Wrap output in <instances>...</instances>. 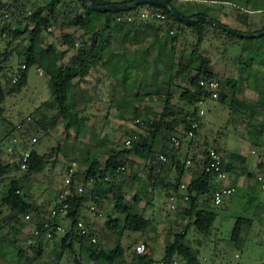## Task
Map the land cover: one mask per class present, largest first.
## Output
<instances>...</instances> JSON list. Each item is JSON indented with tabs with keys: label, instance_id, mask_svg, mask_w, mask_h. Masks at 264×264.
<instances>
[{
	"label": "rangeland",
	"instance_id": "1",
	"mask_svg": "<svg viewBox=\"0 0 264 264\" xmlns=\"http://www.w3.org/2000/svg\"><path fill=\"white\" fill-rule=\"evenodd\" d=\"M18 1L20 7L17 9L19 15L16 18L23 20V24L26 22L24 18L28 14L27 11H33L38 5H43L46 13L51 12L56 16L57 21L52 19L51 25L45 32V47L41 52L42 60L47 57V46L52 45L60 64H74L73 55L77 53L78 48L85 42L91 44L96 40L92 30L85 31L76 22L79 15L83 14L78 0H55L52 3H49L51 0ZM109 1L115 3L121 0ZM178 1L185 4L188 2V0ZM247 2L249 8H252V5L264 6V0H247ZM22 5L25 7H21ZM232 7L231 4L227 3L224 7L228 12L225 13L224 19L228 22H232L231 18L235 16L234 13L228 11ZM213 9L217 11L216 13H219L216 7H213ZM1 10L3 8H0V13ZM210 13L214 14L213 12ZM252 17L259 26H262L264 24V9L253 12ZM16 18L7 14L0 19V51L8 50L11 52L5 63L6 79L9 80H14L17 77L16 73H11L12 69L20 70L24 66V61L20 59L18 52L22 46L28 44L30 34L28 30L11 41L12 32H10V29H14L16 26L18 20ZM121 18L127 21L133 20L137 26L141 24L146 27L149 20H155L156 26L162 24L166 27L164 18L159 17L157 13L152 12L148 7H142L136 12H127L121 15ZM4 26H7L8 31L2 33ZM232 26L235 25L232 24ZM256 27L257 25L251 24L249 29L254 30ZM164 32L162 29L160 30V34ZM67 33L72 34L75 38L73 47L69 45V41L66 39ZM125 33L126 29L116 33L111 46L106 49L105 56H101L105 59L111 57L114 62L119 63V68H116L115 73L99 65L91 68L84 79H75V82L79 81V83H75L70 101L76 107L79 119L81 118L78 120L80 130L79 126L75 125L69 133L66 132L64 124L66 120L60 115L57 121L54 122H51L49 117L43 119V114H47L48 111L51 114L56 113L57 106L53 102L52 89L48 80L49 74L40 64L30 67L28 82L23 90L17 94H9L4 101L3 110L0 114V145L4 148L1 155L2 160L5 163H10V168L4 175L0 174V208L2 209L0 219L7 216L2 227L5 239L0 241V249L3 251L0 254V264H75L76 262L77 256L69 252H64L62 259L56 261L57 254L52 249L53 240H42L40 244L43 248L42 252H39V245L37 250L28 247V244L33 241L29 240V236L32 234V222L24 215L16 216L13 219L9 217L10 209L3 205L1 201L2 191L9 187L13 178L20 176L26 169L22 166L26 154L23 148L25 145L30 144V149L36 148L42 152L47 151L46 153L49 154L45 170L30 179L29 187L26 186L24 190L28 192L31 201H36L45 209L50 205V201L51 203L56 201L55 195L58 190L63 194L65 189L68 188L65 183L66 170L73 157L76 159L73 150L84 146L86 152L90 150L92 154L98 153L100 160L104 162L108 158V153L117 148L125 147L127 138L138 136L140 133L148 134V128L143 124L142 119L148 116L151 118L156 117L164 104L163 100L154 96L157 93L170 92L176 103L184 107L188 106L185 100L179 99L185 87L189 86L186 80L182 78V73L171 84L168 83V74L174 70V63L178 64L180 62L183 69L188 64L196 41L195 33L185 26L178 30L176 25L171 32V35H176L175 49H172V40H166V35L163 34L164 40L157 42L154 40L156 30L149 28L146 32L140 31V37L145 38L140 46L149 45L150 48L147 55L150 61L147 63L140 55V51L136 50L138 46L127 39ZM258 39L261 43V50L264 51V37L259 36ZM246 41L248 40L242 37L227 34L223 29L217 28V31H215V29L210 28L202 45V51L210 58L212 71L222 77L225 89L229 87L227 91H231V87L227 83L237 75L234 67L242 59L240 58L241 46ZM127 48L134 50L132 57L137 58L138 62L136 67L131 70L133 75L124 80L123 67L125 65H123L124 61L121 59L123 56H127L125 50ZM248 55L255 57V53L246 54V56L244 55L245 61L252 60L248 58ZM255 58L256 61L262 62L259 61L260 58ZM112 64L113 67L117 65L116 63ZM243 76L240 73V77ZM141 94H145L144 97ZM152 96L154 99H150ZM136 107L140 108L138 114L133 111ZM224 107L226 108L225 104L218 100H207L205 104L206 111L201 117L200 130L195 141L193 144L184 141L181 146L180 155L182 159L185 158L186 150H189L187 158H190L194 151L200 155L201 150L207 144L214 145L218 148L221 156L223 155L225 158L231 156L235 151L242 152L246 156L248 166L251 170L257 172L256 176L264 174V142L260 141L264 137L263 132L260 135L258 133L254 134L246 131L245 128H243L244 131L235 132L239 128L230 126L231 117L228 119V125L223 128L224 125L220 124L226 123ZM218 110L221 113L218 114L220 112ZM51 128L53 130L50 131L51 133L48 136L47 132ZM34 136L38 138L36 141H32ZM168 142L170 143L165 135L161 133L156 139L155 147L160 151L164 144ZM61 156L64 159L62 160L63 163L61 162L62 165L57 163L53 167L52 161ZM199 157L201 158V156ZM130 158L134 162L132 165H128L127 171L123 174L116 172V174L110 175V180L112 183L117 184L116 194L122 193L127 200H131L135 194H139V200L134 202V210L143 212L149 217L152 226L144 234L139 231L126 230L123 244L128 247V256L131 257L132 253L135 252L137 244L145 242L154 256L161 259L165 254L166 245L174 240L176 233L186 228L187 237L185 242L192 246L193 251L204 258L208 264H229L231 261L233 264H264V220L259 219L253 212L246 210L247 208L245 209L247 198L244 195L238 193L232 195L230 200L227 202L224 200L219 206L209 203V208L216 209L219 215L214 222L212 233H204L196 229L192 217L179 212L180 209L189 206V203L188 200L177 198L174 195L177 192L174 184L170 182L174 181L176 171L171 162L163 166L161 170L162 177L152 185L147 174L150 163L136 156H130ZM58 162L60 161L58 160ZM16 163L22 164L19 168H16ZM241 164V162H238V166H241ZM187 165L195 167L196 164L192 160L191 163L187 162ZM85 166L87 165L81 162L73 165L75 170L83 169ZM81 178L79 183L84 182V178ZM184 179L185 182H188L189 176ZM255 179L253 180L255 181ZM253 180L247 179L246 175L240 172H237L231 178L232 183L236 182L237 186L246 185L247 187H251ZM96 185L94 180L89 181L88 185L84 187L85 191L93 190L94 193L97 192ZM257 186L255 206L260 203L264 204V192L259 189V185ZM173 196L175 200L172 199ZM109 197L112 200L115 198L114 195H109ZM109 197L101 199L98 196L100 202L89 200L88 204L84 203L82 213L86 215L88 211L86 208L91 209V205L94 204L96 208L92 209L89 214L95 217L93 210L97 212V226L95 229L108 234L106 240L101 241L111 248L117 242V235L108 230L106 221L109 219V213L117 215L120 210L113 201H110ZM174 202H176L178 209L172 208L171 204ZM89 205L90 207H87ZM99 212H102V214L99 215ZM238 214L254 218L251 225H244L243 227L244 234L249 237L247 246L243 251L229 248L231 247L229 235ZM14 220L25 223V228L22 226L16 234L9 224ZM82 220L86 222L84 217H82ZM69 224L70 221L66 220L64 227ZM59 234L61 236L64 231ZM20 248L24 250V254L19 253ZM87 252L84 248L76 247L77 255H82L86 261L85 264H90L91 260L88 259ZM224 256H228V259H224ZM179 264L186 263L180 259Z\"/></svg>",
	"mask_w": 264,
	"mask_h": 264
},
{
	"label": "trees",
	"instance_id": "2",
	"mask_svg": "<svg viewBox=\"0 0 264 264\" xmlns=\"http://www.w3.org/2000/svg\"><path fill=\"white\" fill-rule=\"evenodd\" d=\"M52 1L55 0H51L49 3H52ZM131 1L133 0H121L115 3H127ZM166 1L179 13L189 17L198 16L197 19L193 23H184L176 18L168 9L150 3L137 4L126 10L110 11L91 9L88 7L85 0H78L83 14L79 15L76 22L79 23L85 31L92 30L96 40L91 44L85 42L78 48L77 53L73 55L74 64L63 65L58 62V57L55 55V48L52 45L47 46L46 49L48 54L44 60H42L41 55L42 49L45 47V32L51 25L52 19L56 20L55 14H51V12L46 13L43 5H38L33 11H27L28 14H26L24 18L26 22L23 24V20L16 18L19 15V13H17V9L20 7L19 1L0 0V8H3L0 13V19L7 14L18 19L14 29H10V32H12L11 41L28 30L30 32L28 44L22 46L18 52L20 59L24 61V66L20 70L12 69L11 71L12 74L16 73L17 77L14 78L16 79L15 81L6 79L5 63L10 57L11 52L8 50L3 52L0 51V114L3 110V103L8 95L20 93L27 84L30 67L35 64H40L49 74L48 80L52 89L53 102L56 103L57 106L56 113L51 114V112L48 111L47 114H43V119L49 117L51 122H54L57 121L59 115L62 116L66 120L64 124L65 130L68 133L73 126L78 125V120L81 119H79L76 107L73 106L70 101L74 85L75 83H79V81L75 82V79H84L91 68L98 67L99 65H102L103 68H106L112 73L117 71V67L119 68V63L114 62V59L112 60L111 57L106 59L102 58L105 56L106 49L111 46L112 39L116 33L126 29L125 36L138 46L136 50L140 51V55L143 56L146 63L150 61L149 56H147L150 52V48L149 45L140 46L142 44L141 42L145 39L140 37V31L146 32L149 28L156 30L154 40L157 42L162 41V39L164 40L163 34L166 35V40H172V49H175L174 41L176 35H171V32L176 25L178 30L182 29L183 26L190 28L196 36V41L188 64L184 66L183 69L180 62L178 64L174 63V70L168 74V83L171 84L182 73V78L186 80L189 86L185 87L179 99L185 100L188 106L184 107L176 103L170 92L165 94L157 93V95H154L156 98L163 100L164 104L156 117L151 118L148 116L142 119L143 124L148 128V134L140 133L138 136L130 137V144L125 142L124 148H117L113 152L108 153V158L104 162L100 159H91L86 168L74 170L71 173V168L73 167L72 162L75 161V158H73L72 161L69 162L66 170V175L71 176V182L69 184L70 193H63V195H60L61 193L58 190L55 195L56 201L54 203L50 201V205L45 209L37 204L36 201H31L28 192L24 190L26 186L29 187L30 179H33L37 174L45 170L49 154L46 153L47 151L39 152L36 148L30 149V144L23 147L24 153H29L26 169H24L20 176L13 178L9 187L2 191L1 201L3 205H6L10 209L8 214L9 217L13 219L16 216L24 215L25 218L32 222L33 228L29 240L33 241L28 244V247L30 246V248L37 250L39 245V252H42L43 248L40 246L42 240H53L52 249L57 254L56 261L62 259L64 252H69L77 256L75 264H85L86 261L83 259V256L77 255L76 253V247L78 246L80 249L84 248L88 251V259L91 260L92 264H174L175 260L177 261L176 264H179L180 259L186 264H208L204 258H201L198 253L193 251L192 246L185 242L187 237L186 228L176 233L174 240L166 245L165 254L161 259H157L148 246L145 253H138L135 247V252L132 253L131 257L128 256V247L123 244V237L126 230L139 231L144 234L150 230L152 221L143 212H136L134 210V202L139 200V194H135L131 200H127L122 193L116 194L117 184L111 182L110 175H114L116 172L120 174L125 173L128 165H132L134 162V160L131 158L129 159V157L136 156L150 163L148 168L149 172L147 174L151 184L154 185V183L162 177L161 170L163 166L171 162L176 171L174 181L170 182L174 184L175 191L177 192L174 195L184 200L185 196L188 195L187 200L189 206L180 209L179 212L192 217L193 224L197 230L208 234L212 233L214 222L219 214L216 209L209 208L208 205L212 203L219 206V204L217 205L214 203V195L215 191L222 187L223 180L215 173L207 171L205 164L207 165L211 160V148H215L218 152L219 150L214 145L210 146L207 144L204 149L201 150L200 155L194 151L190 159L196 164L195 167L187 165L189 150H186V159H182L180 155L183 142L188 141L189 144H193L200 130L202 116L199 115L197 102L199 99L208 97L210 94L209 90L200 84L202 79L217 80L220 87L219 96L214 100H218L224 104L230 101L231 113L233 109L232 100L229 99L230 91H227L229 87L225 89L222 77L218 73L212 71L210 58L202 51V45L206 40L207 32L210 28L215 29V31H217V28H221L217 24L205 19L204 16L239 31L257 32L264 30V24L259 26L253 19L252 13L264 9V6L252 5L253 7L249 8L247 7L249 6L247 0H188L186 4L178 0ZM94 2L102 5L112 3V1L109 0H94ZM226 3L233 6L232 9L228 10L235 15L231 18L232 22H228L224 19V16H226L225 13H228L224 8ZM21 7L25 6L22 5ZM142 7H148L155 13H163L165 15L163 20L165 21L166 27L162 24L156 26L155 20H149L146 23V27H143L141 24L137 26L133 20L127 21L121 18V15L127 12H136ZM213 7H216L219 13H216L217 11L213 9ZM232 24L235 26H232ZM251 24L257 25V27L251 30L249 29ZM161 29L165 31L163 34H160ZM6 31H8V28L4 26L1 32L3 33ZM224 31L231 36L238 37L234 33L226 30ZM242 38L248 40L246 42L260 41L258 39L259 37ZM66 39L69 41V45L73 47L75 44L74 36L67 33ZM125 50L127 56H123L121 60L124 61L123 65H125L123 67V79L127 80L130 75H133L131 70L136 67L138 59L132 57L134 50L130 48ZM112 63H116L117 65L113 67ZM236 84L237 82L234 79L227 83V85L231 87V90ZM141 95L144 97L145 94ZM150 99H154V97L152 96ZM133 111L135 114H138L140 108L136 107ZM195 120L199 122V126L194 128V135L188 137L187 129L189 130L191 128V122ZM80 129L81 127L79 126V130ZM161 133L165 135L170 143H165L163 148L159 151L156 149L155 143L157 137ZM173 136L181 137L179 146H173ZM3 149V146L0 145V174L4 175L9 171L10 163H5L2 160L1 155ZM52 149L54 150V148ZM87 151L88 153L91 152L90 150ZM162 154L166 156V160H162ZM198 156H201V158H198ZM222 157L226 169L231 174L235 175L237 172H240L246 175L249 180L256 178L257 172L251 170L250 166L246 163V156L240 151L233 152L228 158H225L223 155ZM58 160L60 161L59 158H55L52 161L53 167L57 165ZM238 162L242 163L241 166H238ZM22 163H16V168H19ZM119 166H124L125 168L119 169ZM78 174L84 176V187L88 185L90 180H94L97 184V192L94 193L93 190L85 191V188L84 191L80 192ZM188 176L189 180L185 182L184 178ZM182 183H186L185 188H181ZM237 187L233 196L237 193L244 195L247 198L245 201V209L247 208L246 210L253 212L259 219L264 220V204L260 203L255 206L257 198L255 191L258 189L257 183L253 180L251 187L248 186L249 188L246 185ZM109 195H114L115 198L112 200ZM98 196L101 199L109 197L110 201H113L120 210V213L117 215L109 213V219L106 221L108 230L117 235V242L115 246L111 248H107V244L101 241L106 240L108 234L99 232L97 229L90 227L88 225L89 222L86 220L87 216L82 213V208L86 201L94 200L100 202ZM231 198L232 197H227L225 202ZM65 202L69 203V207L62 211L61 207ZM174 209L178 208L176 207ZM54 211H56V213ZM1 213L2 209L0 208V214ZM82 217H84L86 222L82 220ZM6 219L7 216L0 219V241L5 239L2 227ZM253 219L254 218L251 216L242 214L236 216L235 223L229 235L231 242V247L229 248L239 251H243L246 248L249 237L244 234L243 227L244 225H251ZM65 220L70 221L67 227H64ZM80 221H83V226L79 225ZM46 223H49L48 227H46ZM9 224L13 230H15V234L20 231L22 226L25 228V223L16 220ZM58 224L64 227V234L61 236L59 234L60 232L56 229V225ZM83 230H85V232H83ZM48 231H51V236L48 235ZM2 252V249H0V254H2ZM19 253L24 254V250L20 248ZM223 258L228 259V256H224Z\"/></svg>",
	"mask_w": 264,
	"mask_h": 264
},
{
	"label": "crops",
	"instance_id": "3",
	"mask_svg": "<svg viewBox=\"0 0 264 264\" xmlns=\"http://www.w3.org/2000/svg\"><path fill=\"white\" fill-rule=\"evenodd\" d=\"M249 53H255V57L260 58L259 61H262V62L260 63L256 61V58L251 57V55H248V58L255 60V61H252V60H251L252 62L250 60L245 61L244 58L246 54H249ZM240 58L244 60L241 59V61L239 63H236L234 67L237 71V75H235L233 79L237 82V84L229 92V95H230L229 99L232 100V104H233L232 113L229 107V103H230L229 101L228 103L225 104L226 108L225 107L223 108L226 113V123L220 124V125H224L222 127L225 128L228 125L227 123L229 122L228 119L231 117L230 126H237L236 128H239V129H236L235 132L244 131L243 128H245L246 131L252 132L254 134L258 133L260 135V133L263 132L262 134L264 136V51L261 50V43L260 42H244L243 46H241ZM240 73H242V75L244 76L240 77ZM219 113H221V111L218 112V114ZM259 126H261L262 128H260ZM250 127H253V128H250ZM52 130L53 128H51L47 132L48 136H49V133L52 132ZM34 138H36L37 140V137L34 136L32 141H36L34 140ZM260 141L264 142V137ZM38 151L42 152L41 150H38ZM72 152L76 157V159H74L76 162L85 163L86 165H88L91 159H98V160L100 159L98 156V153H94V154H92L91 152L88 153V151L87 152L85 151L84 146L78 147L77 150H73ZM59 159H60V162L58 163L62 165L63 163L62 160L64 159L62 158V156ZM86 167L87 166H85V168ZM77 177L79 178L78 181L80 182V179H82L81 177H84V176L82 174H78ZM81 185L83 186L84 183L83 182L80 183V186ZM87 202H90V201H86L85 203L88 204ZM90 205L87 207H90ZM95 208L96 207L94 206V204L91 205V209L86 208V210H88L86 212V215H87L86 220L89 222L88 225L92 228H96L97 226L96 216H98V214L94 210H93V213L95 214V217L94 215H91L89 213L92 211V209H95ZM100 214H102V212L101 213L99 212V215ZM107 248H109L108 245H107ZM90 264H92V262Z\"/></svg>",
	"mask_w": 264,
	"mask_h": 264
},
{
	"label": "built area",
	"instance_id": "4",
	"mask_svg": "<svg viewBox=\"0 0 264 264\" xmlns=\"http://www.w3.org/2000/svg\"><path fill=\"white\" fill-rule=\"evenodd\" d=\"M157 15L159 17H163L165 18V15L163 13H157ZM16 79H14L15 81ZM200 84L203 85L205 88H207L210 92L208 97H203L201 99L198 100L197 105L199 107V115L203 116L205 114V104L207 103L208 99H216L219 96V82L217 80L214 79H202L200 81ZM199 126V122L197 120L192 121L191 122V128L188 130L187 129V135L188 137H192L194 135V128H197ZM34 140H36V138H34ZM125 142L127 144H130L131 142V138H127L125 140ZM172 143L173 146H179L181 143V137L180 136H173L172 138ZM28 156L29 153L25 154L24 157V162L22 164L23 167L27 166V160H28ZM210 157L211 160L210 162L206 165L205 164V168L207 171L213 172L215 173L220 179L223 180V184L222 187L219 188L218 190L215 191V195H214V203L215 204H221L227 197H230L234 194L235 190H236V182L232 183L231 178L234 176L233 174H231L225 167V163H224V159L221 156V154L215 149V148H211L210 150ZM162 160H166V156L165 155H161ZM188 163L192 162V159H188L187 160ZM73 165H76L77 162L73 161L72 162ZM124 166H119V169H124ZM74 167L71 168V173L74 171ZM257 185H259L260 189L264 192V175L263 174H259L256 176L255 179ZM71 182V176H67L65 178V183L68 186L67 189H65V193L68 194L70 193V188H69V184ZM182 188L186 187V183H182L181 185ZM79 191L82 192L84 191V186H79ZM63 195V194H61ZM172 199L175 200V197L173 196ZM185 199H188V195L185 196ZM172 205V208H176L177 204L176 202H174ZM69 207V203L65 202L63 204V206L61 207V210H65ZM56 213V211H54ZM28 217V216H27ZM80 226H83V222L80 221L79 222ZM49 226V223H46V227ZM56 229L59 232H62L64 227L61 224L56 225ZM83 232H85V230H83ZM38 233V232H37ZM48 235L51 236L52 233L51 231H48ZM95 240V239H94ZM147 250V245L145 242H141L136 246V251L138 253H145ZM177 261H174V264H176ZM229 264H233V262L231 261Z\"/></svg>",
	"mask_w": 264,
	"mask_h": 264
},
{
	"label": "water",
	"instance_id": "5",
	"mask_svg": "<svg viewBox=\"0 0 264 264\" xmlns=\"http://www.w3.org/2000/svg\"><path fill=\"white\" fill-rule=\"evenodd\" d=\"M88 7L94 10H110V11H119V10H126L130 9L134 5L137 4H144V3H150V4H156L160 5L166 9H168L176 18L183 21L184 23H193L198 16L189 17L185 16L181 13H179L169 2L166 0H133L131 2L127 3H110V4H96L94 0H85ZM205 19L208 21L217 24L221 29L229 31L231 33H234L235 35L239 37H249V38H255L259 36L264 35V30L257 31V32H243L236 29H233L225 24L219 23L215 20L210 19L209 17L204 16Z\"/></svg>",
	"mask_w": 264,
	"mask_h": 264
}]
</instances>
